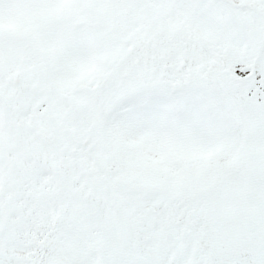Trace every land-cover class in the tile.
<instances>
[{"label": "snow or ice", "instance_id": "obj_1", "mask_svg": "<svg viewBox=\"0 0 264 264\" xmlns=\"http://www.w3.org/2000/svg\"><path fill=\"white\" fill-rule=\"evenodd\" d=\"M0 264H264V0H0Z\"/></svg>", "mask_w": 264, "mask_h": 264}]
</instances>
